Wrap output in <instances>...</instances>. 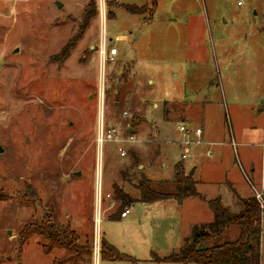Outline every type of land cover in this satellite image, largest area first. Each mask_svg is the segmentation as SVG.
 <instances>
[{
  "label": "rangeland",
  "instance_id": "374dc122",
  "mask_svg": "<svg viewBox=\"0 0 264 264\" xmlns=\"http://www.w3.org/2000/svg\"><path fill=\"white\" fill-rule=\"evenodd\" d=\"M91 3L96 15L87 24ZM99 5L0 0V264H69L64 250L47 251V240L31 233L43 223L91 241L90 264H165L161 259L178 253L214 214L199 200L182 209L175 200L144 205L136 188L142 175L172 182L177 164L186 173L210 171L215 153L193 135L183 159L187 138L178 130L200 129L208 102L209 126L225 129L240 180L264 193L241 159L238 138L232 146L249 115L245 151L260 176L264 0H106L108 45L120 55L104 71ZM124 6H136L138 15ZM102 124L124 141L100 149ZM132 134L135 143L126 141ZM116 189L133 200L127 218ZM226 205L239 210L228 199ZM102 237L133 260L101 261ZM260 253L264 264V235Z\"/></svg>",
  "mask_w": 264,
  "mask_h": 264
},
{
  "label": "trees",
  "instance_id": "16d2710c",
  "mask_svg": "<svg viewBox=\"0 0 264 264\" xmlns=\"http://www.w3.org/2000/svg\"><path fill=\"white\" fill-rule=\"evenodd\" d=\"M93 13L87 12L86 23L96 15L94 3ZM125 10L138 15L136 6H124ZM156 3L154 4L155 10ZM136 160V158H134ZM140 202L153 204L175 200L179 204L193 198L206 202L196 189L193 177L185 172L182 164L175 166V178L172 182H153L144 175L137 188ZM116 197L122 203V208L129 206L133 200L120 189H116ZM214 214L211 223L196 225L190 237L185 239L184 246L178 253L161 259L165 264H260V249L263 237V216L259 203L254 197L241 199L236 197L238 211L234 212L221 200L207 201ZM236 235L229 240L226 235ZM33 234L43 236L47 242V251L54 248L64 250V261L69 264L92 263L93 249L91 241L80 243V236L73 230L59 227L55 223H43L36 226ZM101 261H132L133 258L120 253L105 238L100 241ZM155 258H158L155 256Z\"/></svg>",
  "mask_w": 264,
  "mask_h": 264
},
{
  "label": "crops",
  "instance_id": "0c3cea01",
  "mask_svg": "<svg viewBox=\"0 0 264 264\" xmlns=\"http://www.w3.org/2000/svg\"><path fill=\"white\" fill-rule=\"evenodd\" d=\"M151 21V20H150ZM139 34H137L138 36ZM120 55V52L118 56ZM117 56V57H118ZM116 57V58H117ZM211 108H212V102H208L205 112H204V118H203V126H198L202 130L201 135V144L204 141V145L206 149H209V151H212L211 153H215L214 159H212L211 165L208 167L206 171V166L202 169V166H195L193 168L194 174V181L196 182V189L197 192L206 199L205 204H207V201L216 200L219 199L222 201L224 205H226V199H228V202L231 203V205L236 204V197H239L241 199H249L253 197L252 195V188L251 184L248 188V185L243 183V181L239 178V171L237 168V161H234L233 159L229 158L230 153V142L229 137L227 136V133L225 129L221 126H218L217 128H213L212 126H209L211 124L210 118H211ZM243 112V111H242ZM244 113V112H243ZM246 113H244L245 115ZM247 127L244 130V135H236L234 133L232 136V139L235 141V139H239V145L244 149L241 159L246 165V167L249 169H252V175L255 178L256 183H259V186H264V166H262L261 169V175L259 176L256 174V170L254 166H250V157L249 152L245 151V149H250V117L247 116ZM132 128L129 127V130ZM264 136V135H263ZM216 150V151H214ZM209 153V154H211ZM227 155V156H226ZM211 158H213V154H211ZM227 158V159H226ZM263 165V164H262ZM185 169V168H184ZM190 167L187 168V171L190 175L191 171ZM252 183V182H251ZM202 187L204 189H202ZM251 188V189H250ZM191 200H198L189 198L184 200L182 203H176L179 208H183L188 203H190ZM171 201V200H169ZM200 201V200H199ZM165 202V201H164ZM142 203V202H141ZM160 202H156L150 205H154ZM144 205H147L145 203H142ZM208 205V204H207ZM229 206V205H226ZM127 218V217H126ZM207 224V223H205Z\"/></svg>",
  "mask_w": 264,
  "mask_h": 264
},
{
  "label": "built area",
  "instance_id": "2783aa9c",
  "mask_svg": "<svg viewBox=\"0 0 264 264\" xmlns=\"http://www.w3.org/2000/svg\"><path fill=\"white\" fill-rule=\"evenodd\" d=\"M99 11H100V17L102 19L103 26L105 28V32L103 34V37L101 39V43L98 49V54H99V63H100V68L102 71L105 70V66L107 62H112L116 59V57L119 54V51L116 47H109V40L107 39V33H106V19H107V11H106V0H100V5H99ZM178 130L187 138L185 141L182 142V144L185 147V152L183 154V159H187L189 157V150L188 147L193 144L194 142L191 141L192 136L194 135L198 140L195 142L196 144H201V135H202V130L201 129H189L184 125L178 126ZM233 140V139H232ZM124 140H122L119 136V132L116 128H111L107 131H105L104 125L102 124L101 128L99 129V134H98V145L100 149H103V145L105 143H122ZM127 142L129 143H135L136 136L131 135L129 136L128 139H126ZM233 145L235 147V142L234 140L232 141ZM211 156V154H209ZM121 156L124 157L126 156V152L121 150ZM251 184V182H250ZM264 190V187H263ZM252 191L254 193V198L257 200V202L260 205V208L262 211H264V193L260 190H258L255 186H252ZM108 198L110 195L107 196ZM131 209L126 208L122 213L121 217L126 218L130 214ZM263 235H264V228H263Z\"/></svg>",
  "mask_w": 264,
  "mask_h": 264
},
{
  "label": "water",
  "instance_id": "95a60500",
  "mask_svg": "<svg viewBox=\"0 0 264 264\" xmlns=\"http://www.w3.org/2000/svg\"><path fill=\"white\" fill-rule=\"evenodd\" d=\"M57 6L60 8L62 5H61V3L57 2ZM263 104H264V102H263ZM193 174H194V170L191 171L190 176H192Z\"/></svg>",
  "mask_w": 264,
  "mask_h": 264
}]
</instances>
